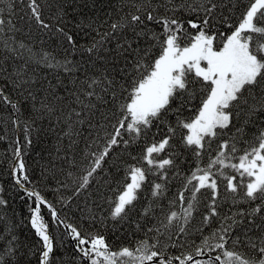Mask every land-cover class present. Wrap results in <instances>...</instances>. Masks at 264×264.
Returning a JSON list of instances; mask_svg holds the SVG:
<instances>
[{
    "label": "trees",
    "instance_id": "16d2710c",
    "mask_svg": "<svg viewBox=\"0 0 264 264\" xmlns=\"http://www.w3.org/2000/svg\"><path fill=\"white\" fill-rule=\"evenodd\" d=\"M161 2L162 0H38L42 18L52 25L51 32L41 30L34 22H28L25 16L27 8L17 7L18 15L14 22L22 29V32L17 33V39L23 40L32 48L34 60L30 68L35 69V75L41 85L32 88L36 94V108L40 107L41 100L47 98L56 112L40 116L32 109L33 102L25 100L27 92L21 95L11 87L6 92L14 103H19L20 111L17 112L11 105L0 101V188L3 189L0 199L5 201L0 204V255H4L9 246L16 249L14 257L5 255L6 262L11 259L12 264H39L42 241L31 225L32 209L37 206L36 198L27 194L31 191L39 192L44 200L56 209L60 220L64 222L58 223L51 216L47 205H40V215L48 225V233L54 244L52 264H90L76 249L71 230L66 228L68 224L76 227L82 236L103 237L112 252H119L123 248L134 250L141 241L146 240L149 244H154L158 239L169 257L192 254L196 259L207 261L219 255L220 250H206L204 255L196 256V248L203 246L204 239L211 237L222 224L232 222L226 218L240 212L245 216L235 215V218L243 219L244 222L230 233L231 239L226 248L239 252L245 258H260L256 249L248 243V239L258 247L264 240V201L246 199L243 187L237 194L226 192V181L220 178L218 215L212 217L209 222H204V216L208 214L209 193L207 190H201V193L197 194L192 216L187 223L183 220V208L191 202V191H184L191 172L197 166L207 167L209 161L215 159L218 154L219 144L225 140L235 144L238 151L233 154L232 162H238L236 158L251 144H255L260 132L264 131V112L250 118L247 106L240 105L233 109L230 130H225V135L213 140L211 147L206 148L202 157L197 160L191 149L184 145L183 137L187 135L188 130L180 125L182 122L192 121L198 115L203 100L207 98V89L198 82L191 89L194 91L192 99H188L187 93L182 99H172L162 121H154L152 127L137 139L132 140L129 134L124 133L123 139L130 141L129 144L125 146L120 143L119 146H114L102 162L101 168L90 178L88 187L79 189L81 178L86 175L93 162V153L98 155L103 150L108 133L114 131L116 118H122L118 109L120 104L128 102L130 82L138 78V74L133 73V64L138 58L136 52L129 51L118 55L117 50V44L123 43L125 37L132 39L133 33L130 30H125L123 34H113L104 42L103 47H97L92 53L86 49L92 47L94 41H99L101 34L109 32V26L113 22H126L122 21L121 17L134 12V6L156 7L158 13L163 15ZM194 2L195 0H188V3ZM200 2L206 3L207 0ZM213 2L218 4V9L214 20L211 21V32L217 37L215 45L222 46L224 40L221 34L227 36L232 33L252 0ZM8 3L9 0H2L0 7L6 9ZM61 11L64 14L62 21L57 19ZM177 15L183 20L195 18L191 12H181ZM200 15L202 16L203 12ZM20 16H24V20H21ZM57 27H63L73 36L77 44L75 48L69 45L62 34L55 32ZM149 29L157 34L161 32L160 26L154 23H149ZM195 34L196 30L189 28L188 36L182 38L181 45L185 46ZM150 35L151 32L133 43L134 49H149L144 58L145 65L153 63L160 55L159 44L151 40ZM44 54H50L53 58L51 62L56 64L55 68L34 62ZM67 61H71L67 65L72 69L71 72H65L61 67ZM21 63L23 61H15L12 66ZM116 67L124 68L129 75L122 79L120 74L112 72ZM101 73L107 74L109 78L115 75V79L124 87L116 90L115 100L111 95H106L105 99L109 101L106 105L93 98L92 102L96 104V108L89 113L75 102L71 93L87 87L83 83L85 74L88 77H99ZM31 74L30 70L29 75ZM72 81H76L75 85ZM96 91L99 93L101 88L97 87ZM53 93L63 99L55 100ZM253 103L254 101L249 99V105ZM73 108L81 112V116L77 118L73 115L71 120L66 119ZM112 113H115V116ZM106 115L108 119H105ZM17 116L18 123L15 122ZM78 120L83 123H78ZM170 128L175 130L171 133V147L159 155L154 154L158 161L164 158L176 160V167L165 169L168 179L164 181L158 174L159 170L148 165L143 157L148 146L170 134ZM237 129L241 131L237 133ZM27 138L32 141L30 145ZM18 146L21 148V157L15 156ZM21 158L29 180L17 184L14 169ZM133 166L146 170V180L136 191L137 199L128 206L130 210L126 209L127 215L123 218L113 217L112 212L118 202V196L131 179L130 168ZM224 171L240 179L239 174L233 170ZM246 182L247 178L244 179V183ZM155 183L165 184V190L160 196L152 194ZM188 188L191 189V185H188ZM181 191H184L185 196L183 202L178 198ZM258 205L261 206V212L248 215ZM173 211L181 218L165 228L166 218ZM181 226L184 227V232L179 231ZM156 229H159V233ZM237 238L242 243L234 244ZM210 242L215 243L214 240Z\"/></svg>",
    "mask_w": 264,
    "mask_h": 264
},
{
    "label": "snow or ice",
    "instance_id": "6c2138e0",
    "mask_svg": "<svg viewBox=\"0 0 264 264\" xmlns=\"http://www.w3.org/2000/svg\"><path fill=\"white\" fill-rule=\"evenodd\" d=\"M18 6L21 9L27 8L25 16L28 22H34L41 30L52 31V25L42 18L38 0H9L6 9L0 7V101L11 105L17 112L20 111L19 103H14L6 92L11 87L14 91H19L21 95L27 92L25 100L33 102L31 107L40 116L54 114L56 109L47 98L41 100L40 107L36 108V94L32 88L41 85L39 78L35 75V69L30 68L34 60L32 48L23 40L17 39V33L22 32V29L18 28L14 22L18 15L16 11ZM160 6L164 8L163 15L158 13L156 7L134 6V12L121 17V20L126 22H113L109 26V32L101 34V39L94 41L93 46L86 49L87 52L92 53L97 47H103L104 42L113 34H123L125 30H130L133 33L132 39L125 37L123 43L117 44V50L118 55L129 51L136 52L138 58L133 64V73H137L138 78L129 84L131 91L128 95V102L120 104L118 109L122 118H116V123L113 125L114 131L108 133L103 150L98 155L93 153V162L86 175L81 178L80 190L88 187L90 178L101 168L102 162L114 146H119L120 143L125 146L129 144L130 141L123 139L124 133L129 134L132 140L137 139L152 127L154 121H162L163 115L169 110L168 106L172 99H182L185 93L188 94L189 100L192 99L194 91L191 89L197 82L207 89V98L203 100L195 119L182 122L180 125L188 130L187 135L183 137L184 145L191 149L197 160L202 157L206 148L211 147L213 140L225 135V130H230L233 109L246 105L250 118L264 112V23H262L264 21V0H252L231 35L221 34L224 43L219 48L214 46L217 37L211 32V21L214 20V14L218 9V4L213 0H207L206 3L200 0H195L194 3H188V0H179V2L162 0ZM181 12H191L195 18L183 20L177 15ZM201 12H203L202 16ZM63 15L61 11L57 19L62 21ZM19 18L24 20L25 17L20 16ZM149 23L159 25L161 32L157 34L151 31ZM189 28L196 30V34L188 40L185 46H182L181 40L188 36ZM55 32L62 34L71 47L77 46L73 36L69 35L63 27H57ZM149 32H151L150 39L159 44L160 55L153 63L145 65L144 58L148 55L149 49H134L133 43L138 42L139 37L148 35ZM52 59L50 54H44L34 62L37 65L43 64L48 68H55L56 64L51 62ZM15 61H23V63L12 66ZM70 63L71 61H67L61 65L65 72L72 71L67 66ZM30 70L31 75H29ZM112 72L120 74L122 79L129 75L121 67L114 68ZM85 75L86 79L83 83L87 87L75 90L71 95L75 97V102L89 113L96 108V104L92 102L93 98L106 105L109 101L105 99V96L111 95L115 100L116 90L124 87L115 79V75L111 78L105 73H101L99 77ZM72 83L75 85L76 81ZM97 87L101 88L99 93L96 91ZM53 95L57 101L63 99L58 94L53 93ZM249 99H252L254 103L249 105ZM73 115L79 118L81 112L73 108L67 114L66 119L71 120ZM112 115L115 116V113ZM105 119H108L107 115ZM15 122H19V116L16 117ZM77 122L83 123L82 120ZM174 131L170 128L169 135L148 146L143 157L148 165L159 170L158 174L164 181L168 179L165 169L176 167V160L164 158L158 161L154 154L159 155L165 152L166 148L171 147L169 142L172 139L171 133ZM236 131L239 133L241 129ZM256 140L255 144H251L242 155L236 158L238 162H232L233 154L238 151L235 144H230L225 140L219 144L218 154L215 159L209 161L207 167L197 166L191 172L184 188V191H191V202L186 208L182 205L185 223L195 210L197 194L201 193V190H207L209 193L208 214L204 216V222L207 223L212 217L218 215V199L221 197L218 183L220 178L226 181L224 185L226 192L237 194L243 187V195L246 199L264 201V131L260 132ZM31 142V139L27 138L29 145ZM15 156L21 157L19 146L15 149ZM224 169H231L238 173L240 179L238 180L236 175L226 174ZM14 172L17 184L29 180L22 158L15 166ZM130 174L131 183L126 185L125 190L119 196L112 212L113 217L123 218L127 215L126 209L130 210L128 206L137 199L136 191L146 180V170L142 167H131ZM245 178H247L246 183H244ZM188 185H191V189ZM164 190L165 184L155 183L152 194L160 196ZM2 191L3 189L0 188V192ZM184 191L178 193V198L182 202L185 200ZM27 194L29 197H35L37 201V206L32 209L31 225L42 241L39 264H52L54 244L48 233V225L40 215V205L46 204L54 220L60 224L64 222L60 220L56 209L45 201L39 192L31 191ZM76 194L78 195L79 192ZM4 203L5 201L0 199V204ZM260 212L261 206L258 205L248 215ZM235 215L245 216L243 212ZM235 215L226 218L232 220L230 224H222L217 232L204 239L203 246L196 248V256L204 255L206 250L208 252L220 250L219 255L207 261L196 259L192 254L169 257L160 246L158 239L154 244H149L146 240L141 241L134 250L123 248L119 252H112L109 251L103 237L82 236L71 224L66 225V228L71 230L70 234L76 241V249L90 261V264H217V262L219 264H264V240L258 247L250 238L248 239V243L259 254L260 258L256 260L245 258L239 252L226 248L231 239L230 233L244 222L243 219L237 220ZM180 218L177 212H171L166 218L167 224L164 227L167 228ZM156 231L159 233V229ZM179 231L184 232V227L181 226ZM12 239L14 240L15 237ZM211 240L215 243H211ZM235 243H242V241L237 238ZM5 255L9 258L14 257L16 249L9 246L6 253L0 255V264H12L11 259L5 261ZM125 257L128 259H122Z\"/></svg>",
    "mask_w": 264,
    "mask_h": 264
},
{
    "label": "rangeland",
    "instance_id": "374dc122",
    "mask_svg": "<svg viewBox=\"0 0 264 264\" xmlns=\"http://www.w3.org/2000/svg\"><path fill=\"white\" fill-rule=\"evenodd\" d=\"M230 35H231V34H230ZM214 46L217 47V48L221 47V46H216L215 43H214ZM194 119H195V118H194ZM128 183H131V179L129 180ZM128 183H127V184H128ZM127 184H126V185H127ZM125 188H126V187H125ZM124 190H125V189H124ZM124 190H123V191H124ZM123 191L121 192V194L123 193ZM121 194H120V195H121ZM120 195H119V196H120ZM119 196H118V197H119Z\"/></svg>",
    "mask_w": 264,
    "mask_h": 264
},
{
    "label": "bare ground",
    "instance_id": "6f19581e",
    "mask_svg": "<svg viewBox=\"0 0 264 264\" xmlns=\"http://www.w3.org/2000/svg\"><path fill=\"white\" fill-rule=\"evenodd\" d=\"M125 187H126V186H125ZM125 187L122 189V191L125 189ZM122 191H121V192H122ZM121 192H120V194H121ZM120 194H119V195H120ZM118 198H119V197H118Z\"/></svg>",
    "mask_w": 264,
    "mask_h": 264
}]
</instances>
